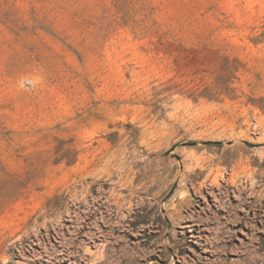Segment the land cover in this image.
Listing matches in <instances>:
<instances>
[{
	"label": "rangeland",
	"instance_id": "374dc122",
	"mask_svg": "<svg viewBox=\"0 0 264 264\" xmlns=\"http://www.w3.org/2000/svg\"><path fill=\"white\" fill-rule=\"evenodd\" d=\"M0 264H264V0H0Z\"/></svg>",
	"mask_w": 264,
	"mask_h": 264
}]
</instances>
